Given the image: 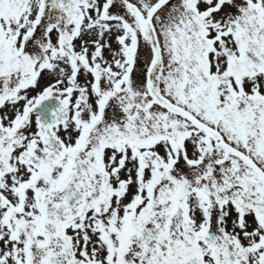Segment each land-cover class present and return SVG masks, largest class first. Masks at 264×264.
<instances>
[{
    "label": "snow or ice",
    "instance_id": "snow-or-ice-1",
    "mask_svg": "<svg viewBox=\"0 0 264 264\" xmlns=\"http://www.w3.org/2000/svg\"><path fill=\"white\" fill-rule=\"evenodd\" d=\"M0 264H264V0H0Z\"/></svg>",
    "mask_w": 264,
    "mask_h": 264
}]
</instances>
